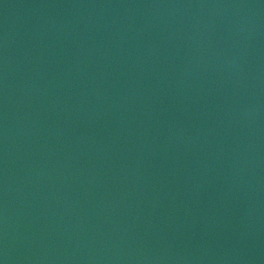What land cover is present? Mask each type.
I'll return each instance as SVG.
<instances>
[{
	"label": "water",
	"instance_id": "95a60500",
	"mask_svg": "<svg viewBox=\"0 0 264 264\" xmlns=\"http://www.w3.org/2000/svg\"><path fill=\"white\" fill-rule=\"evenodd\" d=\"M0 264H264V0H0Z\"/></svg>",
	"mask_w": 264,
	"mask_h": 264
}]
</instances>
